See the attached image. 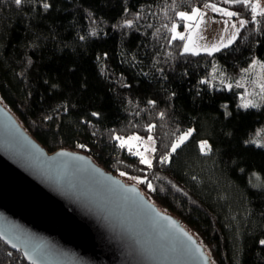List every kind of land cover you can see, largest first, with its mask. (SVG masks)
<instances>
[{"label": "trees", "instance_id": "16d2710c", "mask_svg": "<svg viewBox=\"0 0 264 264\" xmlns=\"http://www.w3.org/2000/svg\"><path fill=\"white\" fill-rule=\"evenodd\" d=\"M205 3L0 0V103L48 151L136 178L211 264H264V104L242 107L237 89L206 79L214 62L232 71L264 62V13L253 20L230 4L248 22L232 44L184 52L172 27ZM134 132L154 139L151 167L118 142ZM0 264L33 263L0 238Z\"/></svg>", "mask_w": 264, "mask_h": 264}, {"label": "water", "instance_id": "95a60500", "mask_svg": "<svg viewBox=\"0 0 264 264\" xmlns=\"http://www.w3.org/2000/svg\"><path fill=\"white\" fill-rule=\"evenodd\" d=\"M0 238L33 264H211L137 185L84 153L48 151L2 103Z\"/></svg>", "mask_w": 264, "mask_h": 264}, {"label": "rangeland", "instance_id": "374dc122", "mask_svg": "<svg viewBox=\"0 0 264 264\" xmlns=\"http://www.w3.org/2000/svg\"><path fill=\"white\" fill-rule=\"evenodd\" d=\"M251 2L258 4L259 6L255 13L251 9L252 15L261 14V10H264V0H251ZM207 3H216L217 7L219 8L236 12L234 7H232L230 4L223 3V0H207ZM199 9L203 14L202 17H198L195 20L184 18L182 25L175 24L172 27V35L174 37L180 38L181 35L183 36L181 44L182 51H184V46L186 44L190 49L187 52L192 53H209L212 45H216L220 49L222 48L220 47L221 42L225 45H228V38L231 36V33L233 31L230 26L226 28L224 20L229 19L230 23L237 24V27H239V19H244L247 21V18L241 15L229 18L224 16L222 13L214 12L210 8H206L205 6ZM204 10H206L208 13H205ZM191 12L192 10L183 13L191 14ZM197 24H199L198 27ZM221 37H223V41H221ZM206 47L209 48V51L204 50ZM206 79L210 83H217L218 85L225 88L237 89L239 105L242 107L244 104H249L254 107L264 104V62L258 58H254L247 66H244L235 71L223 68L218 62H214L208 75L206 76ZM189 130H191L192 132L193 128L190 127L182 132L173 141L172 145L178 143L179 137L189 132ZM129 137H140V140L128 141ZM149 137H151V139H149ZM117 139L120 144L122 140L127 141L124 146L129 148V145H131V151L133 152V154L139 151L142 156L146 157L150 161L152 160L154 152V139L150 134L142 135L136 132L126 135L120 134L119 136H117ZM205 142L206 141L204 140L200 141V146L202 148L208 147L207 142ZM180 144L181 143H179V145ZM172 145L170 147V152L172 151ZM136 156H138L141 160L140 155ZM122 179H124L126 183L137 182L136 178L125 175L122 176ZM160 210L166 212L165 209L160 208Z\"/></svg>", "mask_w": 264, "mask_h": 264}, {"label": "snow or ice", "instance_id": "6c2138e0", "mask_svg": "<svg viewBox=\"0 0 264 264\" xmlns=\"http://www.w3.org/2000/svg\"><path fill=\"white\" fill-rule=\"evenodd\" d=\"M15 3H16L17 5H20V4L22 3V0H15ZM223 3H225V4H241V5H243V6L246 7V8H249V7H250L254 13L256 12L257 8L259 7L258 4L252 3L251 0H223ZM49 6H50V5H48L47 2H45V3L43 4V7H45V8H48ZM204 6H205L206 8H210V9H211L212 11H214V12H220V13H222L224 16L229 17V18H231V17H235V16H238V15H239V13H237V12L229 11V10H227V9H223V8H219V7H217V4H216V3H205ZM261 12L264 13V10H261ZM179 15H180L182 18L195 20V19H197L198 17H202L203 14L200 12V9H199V8H193L191 14H187V13H183V12H181V13H179ZM255 19H256V17H255V15H253V20H255ZM125 23H126L127 25H131L132 22H131V21H126ZM247 23H248V22H247L246 20H244V19H239V20H238V25H239V27H237V24H231L229 19L224 20V24H225L226 28H227L228 26H230V27L233 29V31H232V33H231V36L228 38V45L232 44V42L236 39V36L238 35L239 30H240L241 28H244L245 25H246ZM198 26H199V24H197V27H198ZM174 38H175V37H174ZM180 38L183 39V36L181 35ZM221 41H223V37H221ZM220 47H227V45H225V44H223V43L221 42ZM189 50H190V49H189L188 45L186 44V45L184 46V51L187 52V51H189ZM204 50H205V51H209V48L206 47ZM218 50H219V48H218L216 45H212V46H211V50L209 51V54H211V52H215V51H218ZM149 103H153V102L150 101ZM249 106H251V105H249V104H244V105H243V107H249ZM93 115H96V114L93 113ZM161 115H163V114H161ZM151 127H152V126L150 125V126H149V130H151ZM190 134H191V130H189V132L185 133L183 136L179 137V142L176 143V144H173V145H172V151L174 152V151L176 150V148L179 147V143H182L183 140L186 139L187 136L190 135ZM149 139H151V137H149ZM131 140H140V137H129V138H128V141H131ZM125 143H127V141H123V140H122V142H121V147H123V146L125 145ZM205 143H206V142H205ZM131 147H132V146L129 145V150H130V151H131ZM153 151H155V149H153ZM134 154H135V155H140V156H141V160H140L141 163H143V164H147L149 167H151V161L148 160L146 157L142 156V154L139 153V151H137V152L134 153ZM166 159H167V157H163V158H162V160H166ZM149 187H151V184H149ZM260 243H261V244H264V240H261Z\"/></svg>", "mask_w": 264, "mask_h": 264}, {"label": "crops", "instance_id": "0c3cea01", "mask_svg": "<svg viewBox=\"0 0 264 264\" xmlns=\"http://www.w3.org/2000/svg\"><path fill=\"white\" fill-rule=\"evenodd\" d=\"M198 8H201V7H198ZM205 11V13H208L206 10H204ZM182 19H184V18H182ZM182 22H183V20H182Z\"/></svg>", "mask_w": 264, "mask_h": 264}]
</instances>
